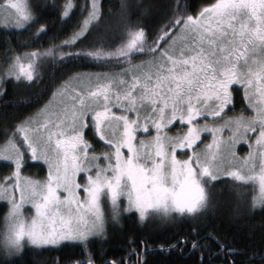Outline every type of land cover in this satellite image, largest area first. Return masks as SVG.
Here are the masks:
<instances>
[{"label": "snow or ice", "instance_id": "1", "mask_svg": "<svg viewBox=\"0 0 264 264\" xmlns=\"http://www.w3.org/2000/svg\"><path fill=\"white\" fill-rule=\"evenodd\" d=\"M156 8L151 26L131 19ZM0 9V102L14 83L43 89L29 111L0 115V264L64 249L73 251L51 264H148L143 240L130 237L110 259L91 238L125 214L197 223L228 178L264 210V0H122L116 28L101 0H0ZM56 25L65 38L43 40ZM17 31L30 40H13ZM42 40L48 47H34ZM69 64L46 78V66ZM209 241L221 264H264V249L237 253L196 227L168 247L214 264Z\"/></svg>", "mask_w": 264, "mask_h": 264}, {"label": "trees", "instance_id": "2", "mask_svg": "<svg viewBox=\"0 0 264 264\" xmlns=\"http://www.w3.org/2000/svg\"><path fill=\"white\" fill-rule=\"evenodd\" d=\"M43 5H52L58 0H38ZM103 12L105 14V24L116 28L121 23V3L122 0H101ZM130 3H137L140 0H129ZM165 0H143L145 4L161 5ZM203 0H191L194 5H199ZM45 22L52 24L55 21V12L53 8L43 7ZM131 11L135 12L133 8ZM160 9L150 10L145 15H133L132 21L140 20L143 24L151 26L159 18ZM104 25H101L103 27ZM61 25L49 33L43 40L59 36L60 39L65 37L60 34ZM11 38L18 42L30 40L27 33L20 34L19 31L11 34ZM34 45V47H48L43 43ZM59 43V41H54ZM3 43V33H0V45ZM73 64L67 67L46 66L43 71L46 78L52 75H60L68 68H73ZM76 71H100L98 68H75ZM43 91L42 88L27 87L23 84H12L9 86L8 103L5 105L0 102V115H7L8 118L19 115L22 112L29 111V104L34 103L38 94ZM227 179L223 183H218V188L224 190L217 192V202L215 207L211 208L207 215L199 222L180 221L175 225H161L158 222L141 225L137 222L136 217L125 214L119 223H111L104 237L93 238L95 249L106 254L110 259H118L125 253L129 245V238L135 237L138 241L143 240L149 246V252L146 256L148 264H201L200 252L194 251L189 246L186 249L181 247L169 248V244H175L180 236L189 235L193 227L199 231L201 238L206 239L208 233L216 235L225 245L229 246L234 252L243 253L258 251L264 249V210L259 207L250 206L251 196L254 193L249 187H243L240 190H232V185ZM234 191V192H233ZM210 248L204 249L205 261L212 259L214 264H221L216 260L214 255L216 251L215 241H209ZM163 244L162 249L159 245ZM73 250L64 249L61 251L47 252H28L19 261V264H51L53 258L61 255H69ZM213 253V255H209ZM234 259H244L242 256H236Z\"/></svg>", "mask_w": 264, "mask_h": 264}, {"label": "rangeland", "instance_id": "3", "mask_svg": "<svg viewBox=\"0 0 264 264\" xmlns=\"http://www.w3.org/2000/svg\"><path fill=\"white\" fill-rule=\"evenodd\" d=\"M3 15H4V12H3L2 9H0V18H2ZM238 150H240V149H238ZM246 151H247V148H246V146H245L242 150H240V154L243 155ZM32 171H33V172H37V171H39V169H38V168H33ZM228 179H230V178H228ZM217 187H218V184H216L215 187L212 189V194H213V197H214V200H215V205H216V202H217V197L215 196V194H217V192H219V191H223V190L225 189V188L223 189L222 187H220V188L217 189ZM246 187H249V188H250V191L252 190L250 186H246ZM243 189H244V188H241V189H239V190L243 192ZM232 190H233V188H232ZM233 192H234V191H233ZM250 196H251V195H250ZM111 223H114V221H110V222L107 223V225H106L107 230H108L109 225H110ZM93 238H97V237H92L91 239H93Z\"/></svg>", "mask_w": 264, "mask_h": 264}]
</instances>
